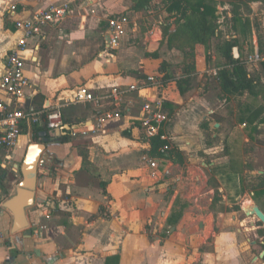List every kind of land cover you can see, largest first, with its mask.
Here are the masks:
<instances>
[{
  "label": "crops",
  "instance_id": "crops-1",
  "mask_svg": "<svg viewBox=\"0 0 264 264\" xmlns=\"http://www.w3.org/2000/svg\"><path fill=\"white\" fill-rule=\"evenodd\" d=\"M65 1L73 4V0H0V77L19 37L14 19ZM10 4L16 5L14 17L7 12ZM258 5L250 4L256 9ZM93 6L99 7L92 26L85 12L71 14L59 25L46 27L43 38L29 42L22 103L0 92L7 106L32 112L72 96L79 87L102 96H111L114 88L120 92L118 100L63 107L64 125L37 137L34 126L44 118L31 125L24 120L17 145L0 146V168L4 176L11 175L5 189L0 187V264H264V223L243 211V206L255 204L264 213V96L244 91L237 104L226 108L220 104L225 99L222 90L221 95L211 91L215 98L206 102L202 97L192 100L193 95L184 98L181 94L191 91L189 85H183L181 92L176 84L178 95L163 98L160 73H152L137 49L122 47L130 40L128 32L137 36L138 28L123 13L121 0H82L79 8ZM118 15L128 19L127 35L118 47L110 48L108 19ZM98 18L101 32L96 28ZM261 26L262 45L254 35L249 53L257 50L261 57L249 60L257 73L264 72V21ZM242 47L247 48L235 45L231 52L247 68L248 51ZM195 56L209 62L216 59L209 45ZM247 71L254 77L249 67ZM150 75L159 83L147 82ZM256 82L264 86V77ZM131 85L137 88L130 90ZM247 96L260 101L253 107ZM156 100L167 120L160 124V135L147 137L140 126L142 106ZM103 110L119 116L108 119L101 131L60 140L70 134L65 125L92 123ZM253 111L257 116L250 120ZM42 132L52 161L38 168L27 227L12 233L13 216L2 202L15 193L21 176L16 165L28 143L43 138ZM154 137L180 152L183 162L176 155L166 156L161 147L154 154Z\"/></svg>",
  "mask_w": 264,
  "mask_h": 264
},
{
  "label": "rangeland",
  "instance_id": "rangeland-1",
  "mask_svg": "<svg viewBox=\"0 0 264 264\" xmlns=\"http://www.w3.org/2000/svg\"><path fill=\"white\" fill-rule=\"evenodd\" d=\"M132 1L133 4L130 3L131 1L129 0H121L125 7L123 13L129 17L132 25L133 23L136 25L138 28V35L133 36L131 35V32H128L130 40L127 42V45H122V47H132L137 49L139 56L141 55L146 58V63L149 65L152 73L155 75L160 73L164 84L161 90L163 98L173 99V96L178 95L176 88L177 80H174L173 77L180 76L181 74L188 77L186 80L190 79L189 81H186L185 85H189L188 88L191 91L187 94H181L184 98L185 96L193 95L195 97H192V100H195L197 97H202L206 102H211V98H215V94H220L221 89L215 76V70H217L219 66L224 65V62L221 59L222 56H218L220 55L218 47L219 45H224V42L227 40H234L237 42V45L247 46V48L242 47L244 52L248 51L245 54L247 68L249 67L252 70L254 78L257 81L264 77V72L260 69V73H257L254 70V63H250L249 61V53L252 51L251 45H254V35L257 38L259 45H262L260 36H262L263 26L261 25L264 21V0H247L246 2L241 3L239 11L242 24L245 23L244 21L247 19L249 23L248 32H242L243 25L241 23H235L232 19V5L230 4V1L232 0H217L219 3L217 5L219 26L216 34L211 37L209 41L210 54L216 55L214 62H209L207 58L191 56L189 49L187 48L188 46L185 43L170 36V33L175 29V22L172 14L167 12L164 3L161 0H152L147 7L143 8H138L135 6V0ZM101 3L102 2H100V4ZM249 3L259 4L258 8H252ZM81 4L82 0H73V4H71L73 15L80 16L81 13L85 12L87 19H89L88 25L92 26L95 19V10L99 6L81 9L79 8ZM103 17L104 16L102 15L100 18ZM97 22L98 24L96 28L101 32L104 29L103 24H99V18L97 19ZM150 31H153V34ZM125 35H127V28H125V34L122 37ZM176 45L183 46H181V48H176ZM162 60L167 62L166 65H163ZM211 91L216 92L215 94H211ZM221 97L225 99H221L220 104L226 108H230L237 104L240 101L239 98H241L225 94ZM259 101V98L256 99L255 97L247 96V104L253 107L256 106ZM182 102L183 103H180V106L185 103L184 101ZM186 102H191V100L186 99ZM222 148L223 146L221 145V149ZM211 159H213L212 156ZM221 167L222 166H219L220 170ZM20 178L21 176H18L17 181H19ZM215 196H217V193ZM243 261H245V259H243ZM243 264H245V262Z\"/></svg>",
  "mask_w": 264,
  "mask_h": 264
},
{
  "label": "built area",
  "instance_id": "built-area-1",
  "mask_svg": "<svg viewBox=\"0 0 264 264\" xmlns=\"http://www.w3.org/2000/svg\"><path fill=\"white\" fill-rule=\"evenodd\" d=\"M90 3L93 0H84ZM16 5L8 6V13L14 17L16 14ZM73 14L70 1H65L56 6L38 9L26 16L14 19L16 30L19 32V37L15 46L10 49L5 59L4 72L0 77V92L15 99L17 103H22L25 97V88L28 84V79L24 73V64L26 57L27 45L31 40H40L44 36L46 27L57 26L61 21ZM128 24V19L125 15H118L108 19L109 28V47L116 48L119 45L120 38L125 34V28ZM261 59L257 50L249 56L250 61L257 62ZM150 84L159 83L158 80L150 75L147 78ZM136 85H131L130 90L136 89ZM120 94L118 89H113L111 96H102L89 91L85 87L77 88L72 96H67L62 101H56L53 105L47 108L32 112L26 111L22 106L9 107L0 100V146L10 149L15 147L19 141L20 123L27 120L28 123H38L41 118H44L46 129L53 131L60 129L64 125L63 107L70 104L79 103H98L106 98L118 100ZM143 117L140 120V126L147 137L160 135V124L167 120V117L162 112V103L156 100L153 103L145 102L142 106ZM119 113L111 110H103L95 116V121L89 124L86 123H71L69 125V133L72 137L78 135H88L101 131L104 123L113 117H118ZM165 139V135H161ZM152 162L151 165H154ZM2 234L0 232V239Z\"/></svg>",
  "mask_w": 264,
  "mask_h": 264
},
{
  "label": "trees",
  "instance_id": "trees-1",
  "mask_svg": "<svg viewBox=\"0 0 264 264\" xmlns=\"http://www.w3.org/2000/svg\"><path fill=\"white\" fill-rule=\"evenodd\" d=\"M152 0H135V6L138 8L147 7ZM164 3L167 12L172 14L175 22V29L170 33V36L175 37L185 43L189 49L190 55L195 56L196 53H204L208 49L211 37L216 34L218 29V14L217 0H161ZM245 0H232V19L235 23H241V14L239 11L241 3ZM242 32L249 31V23L245 19ZM170 42V40H169ZM237 45L236 41L227 40L224 45H219L218 51L224 58V65L220 66L216 72V78L222 92L225 95L238 96L244 91L256 96L262 94L264 96V86L256 82L255 78L249 75L246 65L240 59H234L232 56V48ZM174 46V45H170ZM183 45H176V48H181ZM207 57V54H206ZM186 79L177 80V86L183 91V85ZM257 116L256 111L249 114L248 118L252 120ZM264 121V118L262 119ZM46 130V125L43 122L40 126H34V136ZM72 136L70 134L60 137L62 142L68 141ZM164 148L167 151L166 156L178 157L179 162H183V158L176 149H169L168 143L161 141L158 137L151 140V151L157 154L159 148ZM5 170L0 168V187L5 189L6 179L11 178V175H5ZM10 174V173H9ZM264 233V231H263Z\"/></svg>",
  "mask_w": 264,
  "mask_h": 264
},
{
  "label": "water",
  "instance_id": "water-1",
  "mask_svg": "<svg viewBox=\"0 0 264 264\" xmlns=\"http://www.w3.org/2000/svg\"><path fill=\"white\" fill-rule=\"evenodd\" d=\"M64 128L69 129V126L65 125ZM40 134L43 138L37 142H29L21 164L19 166L16 165L21 174V179L15 184V193L4 198L2 202V206L11 212L13 216L10 228L12 233L27 227V208L34 204L38 168L48 166L52 161L47 151L48 138L46 137V132ZM243 211L246 215H255L264 223V213L257 205H245L243 206Z\"/></svg>",
  "mask_w": 264,
  "mask_h": 264
}]
</instances>
